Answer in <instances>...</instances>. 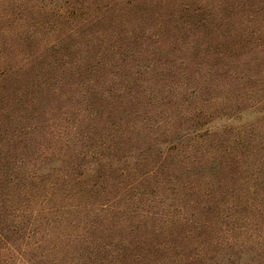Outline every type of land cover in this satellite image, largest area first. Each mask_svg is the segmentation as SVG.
<instances>
[{
  "label": "trees",
  "instance_id": "trees-1",
  "mask_svg": "<svg viewBox=\"0 0 264 264\" xmlns=\"http://www.w3.org/2000/svg\"><path fill=\"white\" fill-rule=\"evenodd\" d=\"M0 264H264V0H0Z\"/></svg>",
  "mask_w": 264,
  "mask_h": 264
},
{
  "label": "rangeland",
  "instance_id": "rangeland-1",
  "mask_svg": "<svg viewBox=\"0 0 264 264\" xmlns=\"http://www.w3.org/2000/svg\"><path fill=\"white\" fill-rule=\"evenodd\" d=\"M258 119V115L256 113H244L238 120L242 123H248Z\"/></svg>",
  "mask_w": 264,
  "mask_h": 264
}]
</instances>
